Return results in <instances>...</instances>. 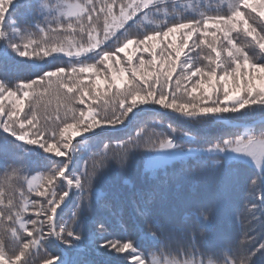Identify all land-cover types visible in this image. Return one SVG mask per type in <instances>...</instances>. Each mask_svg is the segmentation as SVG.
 Wrapping results in <instances>:
<instances>
[{
	"label": "snow or ice",
	"instance_id": "6c2138e0",
	"mask_svg": "<svg viewBox=\"0 0 264 264\" xmlns=\"http://www.w3.org/2000/svg\"><path fill=\"white\" fill-rule=\"evenodd\" d=\"M0 264H264V0H0Z\"/></svg>",
	"mask_w": 264,
	"mask_h": 264
},
{
	"label": "trees",
	"instance_id": "16d2710c",
	"mask_svg": "<svg viewBox=\"0 0 264 264\" xmlns=\"http://www.w3.org/2000/svg\"><path fill=\"white\" fill-rule=\"evenodd\" d=\"M213 3H215V0H213ZM131 52V49L129 50ZM135 55H140L139 52H137ZM121 57L124 58V54H121ZM148 56L145 54V59H147ZM66 59V58H65ZM53 103H55V100H53ZM117 167L115 165L110 164L107 171V175L111 178L110 179V186L113 189H121L125 192L128 191V187L126 185H123L121 179L117 178ZM177 168H179V165H176ZM131 179L134 182H138L139 179V169L137 167H133L131 172L129 173ZM182 187L179 190V195H188L190 194L193 189H195L196 192H204L205 189H210L214 183V177L209 173L207 175L197 172L195 174L189 175L185 181H182ZM170 192L173 194H177V189L175 184L172 185ZM247 195V193H245ZM245 224L248 222V217L244 216L241 218ZM6 244H8L9 247H11L10 241L6 240Z\"/></svg>",
	"mask_w": 264,
	"mask_h": 264
}]
</instances>
